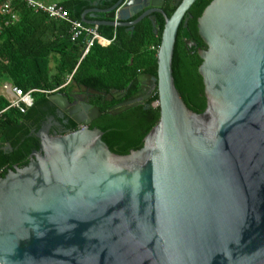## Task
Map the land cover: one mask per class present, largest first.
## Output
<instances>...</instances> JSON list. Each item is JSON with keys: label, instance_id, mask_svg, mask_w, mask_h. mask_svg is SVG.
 Listing matches in <instances>:
<instances>
[{"label": "water", "instance_id": "95a60500", "mask_svg": "<svg viewBox=\"0 0 264 264\" xmlns=\"http://www.w3.org/2000/svg\"><path fill=\"white\" fill-rule=\"evenodd\" d=\"M196 1L176 0L170 17L165 0L94 1L114 2L93 10L106 19L89 22L97 27L133 31L148 17L157 33L162 15L157 75H139L136 93L146 101L156 89L159 119L140 149L118 155L89 128L98 107L49 95L79 128L51 133L52 117L31 132L39 147L29 159L1 172L0 264H264V0H208L196 18L200 114L172 71Z\"/></svg>", "mask_w": 264, "mask_h": 264}, {"label": "trees", "instance_id": "16d2710c", "mask_svg": "<svg viewBox=\"0 0 264 264\" xmlns=\"http://www.w3.org/2000/svg\"><path fill=\"white\" fill-rule=\"evenodd\" d=\"M4 1L0 0V6ZM207 1L197 0L187 11L177 32L172 59L175 87L186 106L197 114L206 108L202 78L198 73L201 59L197 54L205 45L194 22ZM57 4L71 19L79 21L88 8L87 2L80 0ZM111 5L103 3L101 7ZM175 8L171 0H166L162 7L167 17ZM11 11L17 14L18 20L3 25L0 31V84L6 81L24 92L35 91L31 93L32 105L24 113L9 109L0 119V174L7 166L13 167L29 159L32 151L38 149V139L31 132H36L48 115L54 117L55 108L48 96L72 87L92 92L90 101L102 115L89 128L97 127L103 132L102 141L112 153L127 155L125 151L140 149L144 137L159 119V109L155 106L157 91L155 89L148 98L147 109L139 105L118 114L111 108L116 103L113 94L136 93L137 77L141 74L156 77V53L164 25L162 15L154 14L157 33L148 17L136 24L133 31L125 27H97L101 36L106 39L114 36V40L108 45L96 42L79 62L84 44L81 40L71 41L66 22L35 13L22 1L13 3ZM69 77L68 84L62 87ZM7 105L8 100L0 97V109ZM44 107H48L49 112L44 111ZM67 129L76 130L77 125L71 122ZM5 145L9 149H4Z\"/></svg>", "mask_w": 264, "mask_h": 264}, {"label": "built area", "instance_id": "2783aa9c", "mask_svg": "<svg viewBox=\"0 0 264 264\" xmlns=\"http://www.w3.org/2000/svg\"><path fill=\"white\" fill-rule=\"evenodd\" d=\"M18 1H22L27 8L35 13H42L50 19L66 22L69 26L71 41L81 40L84 44L79 62L86 56L90 48L93 47L96 42L107 45L114 40V36L112 39H106L101 36L96 26L71 19L62 6L56 3H45L40 0H5L0 6V31L3 25H8L18 20L17 14L11 11L12 4ZM69 80L70 77L62 87L66 86ZM11 91L12 97L8 100V105L0 109V119L9 109H17L20 113H24L26 109L32 105L31 93L35 90L24 92L21 88L12 87Z\"/></svg>", "mask_w": 264, "mask_h": 264}, {"label": "flooded vegetation", "instance_id": "af4514ba", "mask_svg": "<svg viewBox=\"0 0 264 264\" xmlns=\"http://www.w3.org/2000/svg\"><path fill=\"white\" fill-rule=\"evenodd\" d=\"M171 1H172L173 4H175V2H176V0H171ZM138 91H139V89H138ZM59 93L61 95H63V96L72 95L73 98H69V101L70 102H75V104L73 106H71L70 109H73L76 106L81 107L84 104H88V105H91L92 107H95V106L92 105V103L90 101V98L92 96V92H90L88 90H85L83 88L72 87V88H70L67 91L59 92ZM136 93H134L132 95H127V91L114 93L113 95H114V99L116 100V103L111 107L112 110H116L117 107H115V106H117L118 104H123L125 102H133V103L140 102L141 103L140 105H144L147 102V100H148V99L146 101L142 100V98L146 96V92L141 94V95H136ZM43 110L49 112L48 107L47 108L44 107ZM80 111H81V109H80ZM52 117L53 116H49V115L47 117H45V119L42 121L41 125L46 123V122H49V120ZM54 118H55V120L51 122V124H52V127L50 129L51 133H53V132L61 133V132L68 131L67 126L72 121L70 119H68L67 116H65L63 113H61V112H59L58 110L55 109ZM55 121L58 122V125L55 123ZM78 128H79V126L77 125V129Z\"/></svg>", "mask_w": 264, "mask_h": 264}, {"label": "crops", "instance_id": "0c3cea01", "mask_svg": "<svg viewBox=\"0 0 264 264\" xmlns=\"http://www.w3.org/2000/svg\"><path fill=\"white\" fill-rule=\"evenodd\" d=\"M42 1V0H40ZM48 2L46 3H60V2H63V1H67V0H47ZM80 1H84V2H87L88 4V8L85 9L82 14H81V21L83 22V20H86V22L88 24H90L89 22H94V21H106V19H104V14L103 13H96V12H93L94 9H102V10H105L107 8H102L101 5L103 4H99V6L95 7L94 6V1L95 0H80ZM45 2V1H43ZM105 3H109V2H105ZM114 3V2H113ZM113 3H111L113 5ZM111 5V6H112ZM110 6V7H111ZM64 9V8H63ZM121 15V16H124L123 14H120L118 13V16ZM125 15H130V19L132 17H134L135 15L132 14L131 12H129L128 14H125ZM137 15V14H136ZM131 21V20H129ZM91 25V24H90ZM95 26V25H93ZM97 27V26H96ZM100 27V26H99ZM114 28V27H112ZM108 45V44H107ZM50 66H53V62H50ZM0 87H3L5 89V96H2L0 94V97H4L6 100H9L11 97H12V91H11V88L14 87L12 86L10 83L8 82H3L2 84H0ZM55 108V107H54ZM4 149H9L8 145H5Z\"/></svg>", "mask_w": 264, "mask_h": 264}, {"label": "rangeland", "instance_id": "374dc122", "mask_svg": "<svg viewBox=\"0 0 264 264\" xmlns=\"http://www.w3.org/2000/svg\"><path fill=\"white\" fill-rule=\"evenodd\" d=\"M0 94L2 96H5V89L3 87H0Z\"/></svg>", "mask_w": 264, "mask_h": 264}]
</instances>
